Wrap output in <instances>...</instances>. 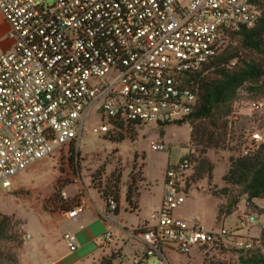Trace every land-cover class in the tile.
<instances>
[{"label": "built area", "instance_id": "obj_1", "mask_svg": "<svg viewBox=\"0 0 264 264\" xmlns=\"http://www.w3.org/2000/svg\"><path fill=\"white\" fill-rule=\"evenodd\" d=\"M0 15L11 42L10 50H0V188L10 189L32 164L80 142L94 114L102 117L94 131L104 134L116 124L187 120L199 101L192 76L231 33L254 27L261 11L255 0H0ZM251 137L255 147L264 145V130ZM151 149L167 146L152 141ZM192 155L195 148L167 169L161 206L135 234L144 251L132 264H173L175 253L190 256L195 247L211 249L231 236L174 216L190 189ZM107 204L114 212L113 197ZM84 209L80 199L63 213L77 220ZM64 239L71 252L78 249L74 234ZM103 240L111 242L112 233ZM233 244L241 252L254 248L242 235Z\"/></svg>", "mask_w": 264, "mask_h": 264}, {"label": "rangeland", "instance_id": "obj_2", "mask_svg": "<svg viewBox=\"0 0 264 264\" xmlns=\"http://www.w3.org/2000/svg\"><path fill=\"white\" fill-rule=\"evenodd\" d=\"M229 44H236L231 36L226 47ZM249 56L254 57L255 54ZM255 102L262 103L263 107L260 110L253 109ZM101 125V115L94 114L86 121L80 142L72 145V151H56L19 173L10 189L0 188V214L9 216L12 222L8 235L12 239L0 243V255H17L19 264H22L20 250L25 246L22 256L28 260L34 259L36 252L31 246L36 243L40 247L45 246L53 255L64 254L69 247L62 241L60 234L65 232L67 223L60 224L58 221L54 235L43 240L41 217L70 209L87 188L113 195L118 178L120 195L128 190L133 180L138 191L143 189L139 203L142 217L147 218L162 198L167 169L180 165L189 156L191 148L198 152L190 172V189L186 201L174 211V216L189 223H198L209 232L220 233L225 228L231 236L223 237L224 244L211 249L200 251L195 247L190 256L175 253L171 257L172 263L240 264L239 254L235 252L238 250L233 244L239 235L252 239L255 250H261L260 254L264 255V245L260 241L264 229V199L253 201L251 206L247 196H238L239 189L230 187L224 181L230 158L242 155L244 149L250 152L257 150L251 136L264 130V79L256 85L246 84L239 89L228 117L225 149H210L201 154V148L197 149L191 141V122L164 127L156 123L140 126L123 123L120 128L112 125L107 134L95 132L94 129ZM120 135L124 141L117 142ZM152 141L164 142L167 151L152 150ZM67 188L70 191L78 190V194L69 198L66 193L68 199H65L63 193L67 192ZM226 188H229L228 192L223 191ZM92 194L95 196L97 192ZM132 196L137 197V194L134 192ZM235 197L239 198L233 214H223L217 219L219 205H225ZM251 214L257 216V223L247 221V216ZM127 220L134 219L127 217ZM27 229L34 234V239L25 245ZM18 242H22L20 247ZM150 262L157 264L155 259Z\"/></svg>", "mask_w": 264, "mask_h": 264}, {"label": "trees", "instance_id": "obj_3", "mask_svg": "<svg viewBox=\"0 0 264 264\" xmlns=\"http://www.w3.org/2000/svg\"><path fill=\"white\" fill-rule=\"evenodd\" d=\"M261 11V16L257 24L252 28H243L238 32L230 34L235 40V45L229 44L216 57H214L204 68V70L192 76L191 86L198 92L199 101L193 113L187 120L177 124L191 122V141L200 153L205 154L210 149H225L228 135V117L232 112L233 102L238 96L239 89L246 84L256 85L264 79V0H255ZM249 54H255L254 57ZM123 124H116L119 128ZM131 126H140L139 123H130ZM159 125L161 127L167 126ZM117 142L124 141L120 135ZM73 146L70 148L72 151ZM198 152V150L196 151ZM195 155L190 156L194 159ZM224 181L230 187L239 189L238 196H247V202L253 206V201L264 199V145L257 147V150L248 155H240L230 158V167ZM120 183L119 178L114 185L113 195L101 194L105 201L109 196L114 198L117 207L116 214L120 209ZM228 192L229 188L223 190ZM139 195L134 180L127 190V202L136 209V204L132 202V195ZM239 198V197H238ZM235 197L225 205H219L217 219L223 214L230 216L234 212V207L238 203ZM9 216L0 214V243L10 238L11 228ZM261 244L264 245V229L260 236ZM20 247L22 242L17 243ZM239 254L240 264H264V255L261 250L247 252L235 251ZM108 263L109 260H106ZM0 264H19L17 255L1 254Z\"/></svg>", "mask_w": 264, "mask_h": 264}, {"label": "crops", "instance_id": "obj_4", "mask_svg": "<svg viewBox=\"0 0 264 264\" xmlns=\"http://www.w3.org/2000/svg\"><path fill=\"white\" fill-rule=\"evenodd\" d=\"M8 29V24L0 15V50L2 51H8L11 47V42L6 38ZM69 189L70 188H67V192H65L69 194V198L78 194V190L70 191ZM93 192H97V195L93 196ZM138 192L139 195L137 197L132 196V202L137 206L136 209L127 202V191L125 193L121 192L120 209L119 213L116 214L109 210L107 201L103 199L101 193L96 189L87 188L83 195L78 196V198L76 197L77 200L75 204H77L80 199H83L85 202V209L77 220L66 217L63 213L64 211L61 213H54L53 215L46 214L42 216L40 220L44 230L42 234L43 240L44 237H51L54 235L53 233L57 231L56 228H58L56 226L58 221L60 224L67 223V228L64 233L61 232L60 237L62 241L66 243L64 239L65 234H74L78 241V249L75 252L68 250L64 254L53 255L45 246L40 247L38 243H36L34 246H31L36 252L34 259L28 260L22 256L25 246L20 250L21 263L132 264V260L136 256L141 255L144 251L143 245L136 239L135 234L141 230L150 217H142V208L139 200L142 196L143 189L140 188ZM164 192L165 188L162 198L158 204L153 207L152 212L160 208ZM123 195L125 201L123 200ZM124 203H126V206H124ZM127 217L133 218L134 220H127ZM26 231L28 235H30V238L28 239L26 237L27 241L25 245L28 241L34 239V234L28 229ZM108 231L112 233L111 242H105L103 240V235ZM106 260H109V262L107 263Z\"/></svg>", "mask_w": 264, "mask_h": 264}]
</instances>
